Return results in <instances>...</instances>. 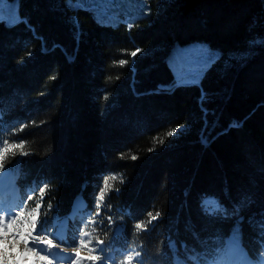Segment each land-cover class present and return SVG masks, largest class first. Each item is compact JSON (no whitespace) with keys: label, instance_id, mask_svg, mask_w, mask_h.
Returning <instances> with one entry per match:
<instances>
[{"label":"trees","instance_id":"obj_1","mask_svg":"<svg viewBox=\"0 0 264 264\" xmlns=\"http://www.w3.org/2000/svg\"><path fill=\"white\" fill-rule=\"evenodd\" d=\"M15 1L24 22L0 19V147L24 141L28 154L10 153L3 168L24 194L23 209L31 211L45 187L40 218L51 228L53 215L81 196V231L93 244L104 241L112 256L105 260L122 264L140 251L133 264H173L169 238L182 259V243L214 254L236 227L238 217L204 215L202 197L232 210L247 196L241 246L260 260L250 221L264 215V0H145L146 13L126 19L119 9L97 14L91 0H71L78 8L70 0ZM198 41L216 58L198 80L173 83L172 48ZM177 125L185 131L166 137ZM113 174L97 216V196Z\"/></svg>","mask_w":264,"mask_h":264},{"label":"snow or ice","instance_id":"obj_2","mask_svg":"<svg viewBox=\"0 0 264 264\" xmlns=\"http://www.w3.org/2000/svg\"><path fill=\"white\" fill-rule=\"evenodd\" d=\"M101 3H104V0H101ZM12 8L13 6L7 5V0H0V19H4V8ZM72 8H78L81 5L79 2L72 4L71 0L68 5ZM13 23L24 22L18 15V12L15 13L12 19ZM131 24L128 25L131 29ZM141 49L137 48L131 53V56L135 57ZM194 54L197 56V69L192 73V79L198 80L200 74L203 70V67L210 61L216 58V53L211 50L201 47L195 50ZM128 63L125 60H120V66H124ZM183 75L178 73V79L183 81ZM107 99V96H105ZM2 116V112H0ZM26 125L21 124L20 130L22 131ZM185 131V128L177 125L175 128L169 130L166 133V137H174ZM165 140L162 138L158 143L163 146ZM24 141L20 143H9L8 139L2 141V147H0V170L4 168V162L7 159L8 155L11 153L13 156L19 152L21 155H27V152L23 151ZM155 147L149 148L148 151H155ZM122 156V154H121ZM132 160L138 159L136 155L131 156ZM117 176L115 174L111 176H106L104 178V186L101 187L100 192L97 196V216L100 213V206L104 202L105 195L108 191L112 190L113 184L109 181H115ZM120 182L124 183L123 178H120ZM45 187L39 189L40 201L35 204V207L31 211H25L20 203L16 204H6L0 201V264H22V262L27 261L28 264H54V261L58 259H70L71 264H84L85 261L89 264H104L105 258L112 259L111 253H105V249L100 248V245L104 241L95 240L93 244V239L91 233L87 231H80V239L78 245L73 249L72 254L63 255L62 251L57 252L54 249L57 248V245L54 243V239L64 242L66 235H61L57 229L63 227L66 233L67 219L61 221L59 217L54 218V222L51 228L48 227L47 219L41 220L40 213L43 207V197L45 193ZM29 200L33 199L32 195H29ZM249 198L247 196L242 197L239 203L234 204L233 209L229 210L223 203L214 196H204L200 201V208L204 215L217 218V217H238L236 227L233 229L231 237L226 242V247L224 249H216L214 254L206 248L203 252H198L195 248H189L187 244L181 245L185 252V258L179 256V250L176 246L174 240L169 238V247L173 253V264H188L189 261L192 264H234L232 260L233 254L236 252L242 251L241 248V229L240 223L243 220L239 214L244 207L248 205ZM51 208V205L48 206ZM81 207V211L83 210ZM161 213L158 211L155 216H152L149 213L150 220L149 224L152 221L157 220L160 217ZM109 224L112 223L111 218H109ZM90 224H95V220L88 221ZM254 223V226L259 230L258 231V242L261 245V264H264V215L261 216L259 221H250ZM137 229H145L146 226L143 224H136ZM92 231L95 232V227L92 228ZM119 231V230H117ZM52 237V238H49ZM87 237V239H85ZM81 249H87L90 253L88 256H81ZM105 253V255L93 254L97 251ZM41 253H45L42 255ZM141 256L140 251H134L127 255H124L122 264H133V261ZM51 257V258H50ZM74 257V258H73ZM211 257V258H210ZM113 264L115 261L113 260Z\"/></svg>","mask_w":264,"mask_h":264},{"label":"rangeland","instance_id":"obj_3","mask_svg":"<svg viewBox=\"0 0 264 264\" xmlns=\"http://www.w3.org/2000/svg\"><path fill=\"white\" fill-rule=\"evenodd\" d=\"M112 6L108 5V2L104 0V3H101V0H91V5L97 8L98 13L97 14H112L111 11L109 12L108 10H118L120 13H115V14H120L117 16H120V18L126 19L128 15H137L138 13L145 14L146 10L144 9V6H146L145 0H111ZM7 5L8 6H13L11 9L5 6L4 8V20L6 22H10L13 19V16L15 15L17 11V3L15 0H7ZM121 6V8H120ZM138 11V12H133V11ZM123 14V15H121ZM127 16V17H126ZM107 18V17H106ZM204 47L207 48V44L205 42H190V43H185V44H175L174 47L172 48L170 54L168 55V64L174 73V78H173V83H182V82H191L194 81L192 79V73L197 69L198 63H197V56L194 54L195 50ZM212 52L216 53L215 49H209ZM247 55V52H234L230 53V57H235L237 59L244 57ZM178 73L183 75V81L178 79ZM78 205H82L80 201H77ZM65 233V231H64ZM228 239L226 240V242ZM57 248L54 249V251L61 252L63 255H68L73 253V249L76 247H68L64 246L62 244H56ZM44 255L45 253H41ZM90 253L88 252L87 249H81V256H88ZM99 255V250L96 253ZM51 258V257H50ZM74 258V257H73ZM232 260L234 261V264H261V262H247L245 263L243 258L236 252L232 256ZM22 264H28L27 261L22 262ZM54 264H71L70 259H58L54 261ZM84 264H89V262L85 261ZM99 264V262H98ZM104 264H110L107 261H104Z\"/></svg>","mask_w":264,"mask_h":264},{"label":"bare ground","instance_id":"obj_4","mask_svg":"<svg viewBox=\"0 0 264 264\" xmlns=\"http://www.w3.org/2000/svg\"><path fill=\"white\" fill-rule=\"evenodd\" d=\"M240 256H242V257L244 258L245 263L250 262V261L247 259V257L244 256L242 253H240Z\"/></svg>","mask_w":264,"mask_h":264}]
</instances>
